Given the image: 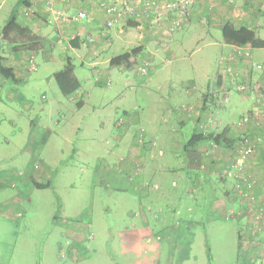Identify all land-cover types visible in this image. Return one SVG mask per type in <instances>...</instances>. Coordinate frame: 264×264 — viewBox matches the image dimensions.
I'll list each match as a JSON object with an SVG mask.
<instances>
[{
	"label": "rangeland",
	"instance_id": "obj_1",
	"mask_svg": "<svg viewBox=\"0 0 264 264\" xmlns=\"http://www.w3.org/2000/svg\"><path fill=\"white\" fill-rule=\"evenodd\" d=\"M130 1L133 0H124L120 5ZM166 1L169 0H157L165 15ZM169 18L167 14L164 26L169 24ZM139 19L147 21L154 32L161 31V26L153 28L145 16L132 18L129 12L118 25ZM211 41L200 37L188 41L187 38L186 45L179 48L174 57L166 56L164 62L153 65L152 59L146 56L138 58L132 67L126 63L111 67L101 62V75L110 77L111 85L96 82L100 72L91 66L87 41L78 50H64L62 44L58 46L52 40L36 53L20 51L17 58L20 80L8 79L7 83L0 84V159L4 157L0 168L15 170L21 177L24 170L43 159V165L55 168V173L52 185L47 188H37L31 180L26 186L22 181L0 186V264H169L172 257L171 264H245L239 257L242 253L241 250L239 253V233L247 217L231 220L221 216L213 218L209 213L199 220L190 217L193 213L173 215L177 195H135L113 188L111 184L105 187L98 181L96 172L99 157L104 156L113 163L117 161L110 150L117 148L112 144L127 125L126 122L122 126L116 123L123 114L126 120L130 114L138 116L129 125H134L130 142L137 144L138 129L144 127L147 136L151 128L146 116L157 97L165 101L167 93L178 90L181 97L178 103L168 102L169 108L172 113L182 111L191 117H199L200 111L209 113V103L212 106L223 103L220 99L223 89L217 87L214 92L210 91L209 81L225 64L221 49ZM123 51L124 45L116 42L102 56ZM68 54L76 64V74L82 84L80 91L85 101L82 105L78 104L80 98L75 101L65 96L53 76V71L66 65ZM31 56L38 62L37 71L29 70ZM145 61L150 64L149 72L142 74L137 66ZM196 77L199 81L192 82ZM233 91L232 95L238 97V90ZM225 104L232 110L231 121L248 107L247 103L241 105L237 101L228 100ZM185 106L191 109L186 110ZM206 116L202 123L208 120ZM59 127L69 142L56 138L55 131ZM38 129L53 131L45 136L44 143L35 144L39 148L31 152L27 139L34 137L33 132ZM254 130L255 136L261 133ZM204 132L217 134L213 127ZM192 134L189 127L185 140ZM147 143L138 145L146 147ZM255 153L256 150L252 156ZM228 164L220 166L219 178L227 176ZM247 169L255 179L252 193L256 195L254 189L259 175L248 165ZM260 176L264 178V169ZM144 216L148 218L147 224ZM177 221H181L182 226L176 224ZM171 252L175 255L170 256ZM247 263L264 264V260Z\"/></svg>",
	"mask_w": 264,
	"mask_h": 264
},
{
	"label": "crops",
	"instance_id": "obj_2",
	"mask_svg": "<svg viewBox=\"0 0 264 264\" xmlns=\"http://www.w3.org/2000/svg\"><path fill=\"white\" fill-rule=\"evenodd\" d=\"M113 2L120 6L124 0H53L52 7L56 12L68 14H75L78 11L86 12L87 17L82 22H74L62 21L40 0H0V56L4 58L3 63L14 69L15 81L20 80L21 68L17 58L21 52H15L13 50L14 44L3 39V29L8 20L15 14L20 23L29 27L32 33L40 38L43 49L47 42L52 40L58 46L62 44L64 50L67 49V51L81 49L87 41L86 50L90 56L89 60L92 61L91 66L98 72H100L101 62L109 63L111 67L115 66L110 62L113 57L135 48L140 49L136 55L137 60L142 56L150 57L153 65L164 62L166 56L174 57L176 51L186 45L187 38L188 41L194 40L196 37L212 40L211 42L221 49L222 60L225 64L209 81L211 84L210 91L214 92L217 87L223 89L220 97L223 99V103L221 105L219 103L213 104L214 106L209 103V113L208 110L207 112L200 111L199 117H191V114L182 111L175 110L172 113L171 108H169L168 102L170 104L178 103L177 100L181 97L178 90L174 89L171 94L167 93L165 101L157 97V100L152 102L153 107L149 116H146L147 124L151 125L147 133L148 143L146 147L139 146L135 141L130 142L131 129L134 125L132 127L129 125L138 118L135 114H130L126 120L127 125L124 131L118 135L115 144H112L117 148L110 150V153L117 157V161L113 163L112 160H108L104 156L99 157L101 160L96 164V172L99 176L98 181L101 180L105 187L111 184L113 188L132 192L135 195H177L178 204H176V209L172 211L173 215L181 216L182 214L193 213L194 215L190 217L199 220L209 213L213 218L221 216L231 220H240L239 216H245L247 223L240 225L239 240L241 237H246L254 230L245 211L248 204L247 199L241 195L240 186L235 184L233 179L226 175V177L219 178L218 175L221 171L220 166L230 162L233 157L239 137L248 134L256 139L253 125L238 127L237 121L247 113H252L253 110L260 113L264 111V93L255 87L264 78V69L260 70L253 65L256 61L264 66V48H254L250 44L237 45L231 43L223 36L222 28L229 21L236 28L248 27L253 29L257 37L264 39V0H194L189 20L184 24L183 29L174 34L171 39L167 38L163 31L154 32L144 19L108 27L107 22L112 15L106 12L105 5ZM24 7H35L37 14L24 13L22 11ZM47 19L50 23L46 21ZM216 30H219V33H216ZM72 40H76L79 46H72ZM116 42L123 44L125 51L107 57L102 56ZM238 46L251 48L253 56L251 59L236 57L232 61L234 69L239 74L237 81L244 82L248 86L246 91H236L238 97H234L232 92H234L233 89H236L235 85L228 87L225 83V65L227 63L225 57L233 53ZM36 51L39 50L33 52L36 53ZM99 57L104 60H97ZM74 65L76 74V64L74 63ZM56 71H53V76ZM101 76V72L96 76L97 83L111 85L110 77ZM7 80L0 78V84L7 83ZM198 81L197 78L192 82ZM81 89L82 84L79 89L68 96L75 101L80 98L78 100L80 105L85 103ZM183 95L186 94L183 93ZM228 100L237 101L241 105L248 104L244 112L232 121L229 119L232 110L226 108L225 104ZM227 113L229 114L228 117ZM206 115L209 118L205 123H202L201 121L202 119L205 120ZM210 119L211 122L206 125ZM262 119L261 130H259L260 134L264 135V116ZM189 127L193 131L192 135L206 134L205 129L208 130L213 127L216 133L224 132L230 143L227 141L226 145L218 144L208 138L194 145H188L187 143L192 137L191 135L188 140H185ZM52 131L51 129L35 130L33 132L34 137L29 136L27 139L29 141L26 143L28 149L31 152L38 149L39 147L35 144L44 143L46 141L45 136H50ZM252 132L254 136L251 134ZM55 134L56 138L69 142L68 137L61 132L60 127L55 131ZM36 139H38L37 142H35ZM256 147V153L249 158L247 165L255 175H259L254 193L257 200L262 201L264 199V178L260 176V172L264 169V141L258 142ZM122 150L125 152L120 153ZM161 150L163 151L162 154ZM3 160L4 157L0 159V162ZM43 164V159H41V163L34 162L32 166L24 170L25 172L21 177L15 170L0 168V186L12 183V181H17V184H21L22 181L26 186L30 180L46 184L47 186L43 188L51 186L55 168L50 165L45 167ZM236 215L238 218H235ZM144 222L147 224V216H144ZM175 223L182 226L181 221ZM172 229L174 230V226ZM180 234L182 236V233ZM170 242L172 243L173 240L170 239ZM240 250L241 248L239 253ZM172 255L175 253L171 252L170 256ZM242 255L244 254L240 253L239 257L243 262L245 261L244 263L250 262L247 257L246 259ZM172 260H174L173 257L169 264L173 263Z\"/></svg>",
	"mask_w": 264,
	"mask_h": 264
},
{
	"label": "built area",
	"instance_id": "obj_3",
	"mask_svg": "<svg viewBox=\"0 0 264 264\" xmlns=\"http://www.w3.org/2000/svg\"><path fill=\"white\" fill-rule=\"evenodd\" d=\"M41 3L45 4L48 9L56 14L62 21H74L82 22L87 14L84 11H78L75 14H68L63 12H56L53 6V0H40ZM193 0H169L165 2L166 15L169 14L170 18L168 20L169 24L164 26L166 20V15L163 11H160V6L157 0H133L130 3L123 5H116L109 3L105 5L106 12L112 15L108 20L107 26H116L119 20L124 18L125 14L129 12L133 17L135 16H145L151 22V26L157 27L161 26V31L164 32L165 36L168 38L173 32H178L183 29L184 24L189 20L190 7L193 4ZM24 13L29 15H36L37 9L35 7H24L22 10ZM127 11V12H126ZM253 56L252 49L245 46H238L235 48L233 53H230L225 57V83L228 87L235 85L236 89L240 92L246 91L248 86L244 82H238L239 78L238 72L234 69L232 61L236 57L251 59ZM140 65V66H139ZM149 62L145 61L143 64H138V68L142 74H146L149 71ZM254 66L258 69L263 70L264 66L259 62H254ZM28 67L30 71L38 70V62L34 56L28 59ZM262 93H264V78L259 85L255 86ZM186 110L190 107H184ZM180 109V107H179ZM264 116V111L257 112L253 110L252 113H247L237 121L238 127H244L248 124L253 125L255 128H260L262 126V118ZM126 122V117L123 114L116 121L118 126L124 125ZM211 119L206 125H209ZM204 128H207L203 126ZM256 142L251 135H243L239 137L235 145L234 155L227 166V176L238 182L240 193L243 197L247 199V208L245 209L246 215L248 216L250 223L253 224V231L250 232L246 237L240 238L241 251L248 260L263 262L264 260V200L258 201L256 195L252 193V188L255 185V179L251 176L247 169V161L252 156V153L256 150L258 142L264 141V135L259 134L256 136ZM136 141L144 145L147 142L146 129L140 127L136 133ZM161 154L163 151H160ZM257 182V181H256ZM242 183V184H241Z\"/></svg>",
	"mask_w": 264,
	"mask_h": 264
},
{
	"label": "trees",
	"instance_id": "obj_4",
	"mask_svg": "<svg viewBox=\"0 0 264 264\" xmlns=\"http://www.w3.org/2000/svg\"><path fill=\"white\" fill-rule=\"evenodd\" d=\"M223 36L231 43L237 45L250 44L254 48H264V39L257 37L256 32L248 27L236 28L231 22H226L222 28ZM3 39L14 44L13 50L15 52L21 50H40L43 48V44L40 38L32 33L31 29L18 21V18L13 15L7 22L3 29ZM72 46L77 47L79 43L76 40L71 41ZM140 52L139 48L132 49L129 52H125L121 55L113 57L110 62L113 65H121L126 63L129 67L134 66L137 63L136 55ZM4 58L0 56V77L16 80L14 69L3 63ZM66 65L54 73V78L65 96H70L77 89L81 87V82L75 74V65L70 56L66 57ZM79 104V102H78ZM211 138L218 144L230 143V140L225 137V133H217L206 135L198 133L192 135L188 141V145H194L197 142ZM34 184L38 188L46 187V184L39 183L34 180ZM247 263V262H246Z\"/></svg>",
	"mask_w": 264,
	"mask_h": 264
},
{
	"label": "water",
	"instance_id": "obj_5",
	"mask_svg": "<svg viewBox=\"0 0 264 264\" xmlns=\"http://www.w3.org/2000/svg\"><path fill=\"white\" fill-rule=\"evenodd\" d=\"M245 264H261V263H245Z\"/></svg>",
	"mask_w": 264,
	"mask_h": 264
}]
</instances>
